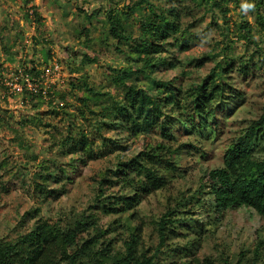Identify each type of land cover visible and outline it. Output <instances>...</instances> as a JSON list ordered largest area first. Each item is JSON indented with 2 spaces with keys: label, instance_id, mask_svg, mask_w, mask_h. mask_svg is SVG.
<instances>
[{
  "label": "rangeland",
  "instance_id": "374dc122",
  "mask_svg": "<svg viewBox=\"0 0 264 264\" xmlns=\"http://www.w3.org/2000/svg\"><path fill=\"white\" fill-rule=\"evenodd\" d=\"M226 1L217 8L202 0H0V241H18L38 221L72 226L85 213L94 212L89 206L100 188L98 181L114 178L111 170L117 164L140 152L181 148L172 157L177 170L164 171L168 187L145 197L131 218L134 226L141 227L143 249L157 244L151 222L169 205L190 198L204 173L222 166L227 145L264 110V10L258 19L241 7L248 0ZM138 2L142 6L125 21L133 38L141 34L142 20L155 21L149 4L157 15L176 8L185 32L171 34L167 42L172 46L158 56L175 67L154 68L151 75L141 76L139 86L150 94L170 84L181 91L184 106L186 92L215 66L231 65L229 73L213 74L234 99L222 105L210 136L182 129L175 131L172 141L154 133L132 135L125 120L104 110L113 101L124 100L113 78L141 65L124 42L121 51L116 49L106 12L113 8L121 14ZM246 24L251 27V41L239 29ZM181 43L185 50L179 49ZM206 54L209 59L202 65L192 63ZM158 81L163 82L160 89L153 83ZM83 139L84 147L70 152L73 142ZM103 189L106 194L122 192L119 183ZM45 190L57 195L45 197ZM205 203L209 206V198ZM195 218L206 219L203 211ZM112 219L116 216L104 222ZM203 236L193 255L232 264L240 251L250 252L264 239V219L247 208L227 211ZM179 256L165 259L178 264Z\"/></svg>",
  "mask_w": 264,
  "mask_h": 264
},
{
  "label": "trees",
  "instance_id": "16d2710c",
  "mask_svg": "<svg viewBox=\"0 0 264 264\" xmlns=\"http://www.w3.org/2000/svg\"><path fill=\"white\" fill-rule=\"evenodd\" d=\"M168 1L176 3L177 0ZM202 1L217 8L222 7L221 1L227 3L226 0ZM248 1L254 5L250 8L251 12L261 19L264 0ZM142 3L134 4L133 8L121 14L113 8L106 12L108 32L116 40V49L121 51L119 46L124 42L131 54L140 58L141 65L135 70L120 71L113 78V84L123 91L124 100H115L104 110L108 116L125 120L132 135L154 133L172 141L175 131L182 129L186 133L210 136L218 125L223 106H228L234 99L226 94L224 83L215 82L213 74L219 70L225 75L231 71V65L228 64L227 69L215 66L203 82L186 92L188 102L184 106L180 104L181 91L170 84H166L162 92L150 94L144 86H139L140 78L145 74L151 75L154 68L175 67V63L163 61L158 56L172 46L167 39L171 34L180 33L181 26L176 8H171L167 15H157L149 4L155 21L150 18L142 20L139 24L141 34L133 38L125 21ZM250 28L248 24L239 27L246 41H251ZM181 33L185 35L184 31ZM185 47L183 43L179 44L180 50H185ZM208 59L206 54L193 59L192 63L198 67ZM243 71L248 72L247 68ZM153 83L160 89L163 82ZM183 110L188 113H183ZM108 126L113 127L112 124ZM84 145V139L73 142L69 150L76 153L78 147L82 149ZM162 149L140 152L132 159L117 164L111 170L114 178L106 177L98 181L100 188H97L89 206V211L94 212L85 213L72 226L61 227L38 221L31 232L18 241H0V264H171L173 262L167 263L165 256L172 258L179 254L180 260L175 262L178 264H220L212 257L200 259L192 251L205 239L204 233L217 226L227 211L247 208L264 219V110L227 145L222 166L206 171L199 189L190 198L183 197L174 205H169L157 220L151 222L157 244L143 249L141 227L134 226L131 221L133 212L145 197L168 187L170 179L164 171L177 170L172 157L181 148L173 152L169 149L162 152ZM166 153L170 155L167 157ZM118 183L122 192H104L103 186L110 189ZM55 193L54 190H45L44 195H57ZM199 194L206 197L200 199ZM206 198L211 202L209 206L205 203ZM201 211L205 221L195 218ZM115 216L116 219L104 222V219ZM232 264H264V239H259L252 251H240Z\"/></svg>",
  "mask_w": 264,
  "mask_h": 264
},
{
  "label": "clouds",
  "instance_id": "9594fccd",
  "mask_svg": "<svg viewBox=\"0 0 264 264\" xmlns=\"http://www.w3.org/2000/svg\"><path fill=\"white\" fill-rule=\"evenodd\" d=\"M241 7L243 9L247 10V9H250V8L254 7V5L251 4V3H245V4H242Z\"/></svg>",
  "mask_w": 264,
  "mask_h": 264
}]
</instances>
